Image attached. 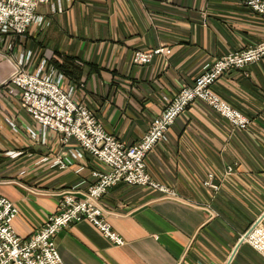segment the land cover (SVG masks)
Here are the masks:
<instances>
[{"label":"crops","instance_id":"obj_1","mask_svg":"<svg viewBox=\"0 0 264 264\" xmlns=\"http://www.w3.org/2000/svg\"><path fill=\"white\" fill-rule=\"evenodd\" d=\"M36 14L43 21L12 41L11 54L30 50L34 64L73 58L62 71L75 98L126 145L213 59L264 40L262 18L243 0H49ZM160 47L170 52L133 63L135 51ZM4 53L0 41V195L18 210L16 234L28 238L67 192L84 198L93 172L105 166L74 140L40 133L1 87L12 70ZM211 88L250 119L248 127H234L203 102L190 104L146 158L148 174L176 197L114 185L100 205L124 243L88 221L72 223L55 237L64 264H264L240 242L264 215V59L224 72ZM56 158L65 168L47 163ZM210 174L217 190L203 184Z\"/></svg>","mask_w":264,"mask_h":264},{"label":"built area","instance_id":"obj_2","mask_svg":"<svg viewBox=\"0 0 264 264\" xmlns=\"http://www.w3.org/2000/svg\"><path fill=\"white\" fill-rule=\"evenodd\" d=\"M243 1L262 18L264 27V0ZM48 2L0 0V41L5 49L2 55L12 68L9 77L1 82V87L19 102L20 108L38 125L40 133L59 136L63 143L74 140L81 151L89 153L105 169L93 172L96 180L83 199L67 192L60 202L58 212L50 215L28 238L16 234L13 221L18 210L13 202L0 195V264H64L56 247L55 236L70 224L80 221L90 222L104 237L116 245H122L123 239L105 218L100 205L101 197L113 185L124 183L154 189L175 198L173 189L148 174V153L164 140L170 125L195 101L205 103L234 127L246 129L250 123L249 118L221 100L211 87L224 72L244 69L264 59V40L213 59L191 84L178 91L160 115L151 120L148 130L136 144L125 145L107 133L93 112L75 99V89L67 84L65 74L49 59L44 58L34 64L30 50L11 54L12 41L23 37L33 23L43 21L36 11L40 5ZM169 52L165 47L150 52L137 50L133 53L132 61L136 65L149 64L154 55ZM73 157L79 158L81 154H74ZM46 160L42 159L44 162ZM47 163L62 169L66 166L61 158ZM203 184L213 190L218 189L211 174ZM242 239L264 256L262 224L254 225Z\"/></svg>","mask_w":264,"mask_h":264},{"label":"trees","instance_id":"obj_3","mask_svg":"<svg viewBox=\"0 0 264 264\" xmlns=\"http://www.w3.org/2000/svg\"><path fill=\"white\" fill-rule=\"evenodd\" d=\"M60 58V55H59ZM52 64L60 70H64L67 66H74V59L71 57H65L62 59L53 58Z\"/></svg>","mask_w":264,"mask_h":264},{"label":"rangeland","instance_id":"obj_4","mask_svg":"<svg viewBox=\"0 0 264 264\" xmlns=\"http://www.w3.org/2000/svg\"><path fill=\"white\" fill-rule=\"evenodd\" d=\"M59 70H60V69H59ZM61 71H62V70H61ZM62 72H63V71H62ZM75 99H76V98H75ZM79 102H82V101H79ZM82 103H83V102H82ZM193 103H194V102H193ZM83 104H84V103H83ZM191 104H192V103H191ZM188 106H189V105H188ZM188 106H187V107H188ZM187 107H186V109H187ZM186 109H185V110H186ZM185 110H184V111H185ZM184 111H183V112H184ZM183 112H182V113H183ZM182 113H181V114H182ZM93 114H94V113H93ZM94 116H95V115H94ZM95 117H96V116H95ZM97 120H98V119H97ZM249 120H250V119H249ZM98 121H99V120H98ZM174 121H175V120H174ZM249 124H250V123H249ZM247 127H248V126H247ZM168 129H169V128H168ZM107 133H108V132H107ZM114 137H115V136H114ZM118 140H119V139H118ZM124 144H125V143H124ZM125 145H126V144H125ZM84 152H86V151H84ZM86 153H87V152H86ZM88 154H89V153H88ZM89 155H90V154H89ZM90 156H91V155H90ZM91 157H92V156H91ZM93 158H94V157H93ZM54 167H55V166H54ZM228 170H229V169H228ZM228 170H227V172H228ZM230 171H231V170H229V172H230ZM229 172H228V173H229ZM203 183H204V182H203ZM118 184H119V183H118ZM113 186H114V185H113ZM113 186H112V187H113ZM140 187H141V186H140ZM167 187H168V186H167ZM110 188H111V187H110ZM110 188H109V189H110ZM169 188H170V187H169ZM109 189H108V190H109ZM153 190H154V189H153ZM106 193H107V192H106ZM106 193H105V194H106ZM163 195H164V194H163ZM164 196H166V195H164ZM166 197H168V196H166ZM169 198H170V197H169ZM82 199H83V198H82ZM56 213H57V212H56ZM260 224H261V223H260ZM57 234H58V233H57ZM55 237H56V236H55ZM243 242H245V241H243ZM245 243H246V242H245ZM247 244H248V243H247ZM248 245H249V244H248Z\"/></svg>","mask_w":264,"mask_h":264},{"label":"water","instance_id":"obj_5","mask_svg":"<svg viewBox=\"0 0 264 264\" xmlns=\"http://www.w3.org/2000/svg\"><path fill=\"white\" fill-rule=\"evenodd\" d=\"M264 216V215H263ZM263 216L257 221V223L256 224H258V223H260V221L262 220V218H263ZM255 224V225H256ZM250 230V229H249ZM243 241V239H241V241L240 242H242Z\"/></svg>","mask_w":264,"mask_h":264}]
</instances>
